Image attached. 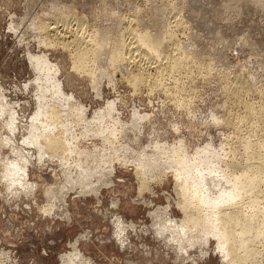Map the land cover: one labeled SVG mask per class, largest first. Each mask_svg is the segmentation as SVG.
Masks as SVG:
<instances>
[{"label":"rangeland","instance_id":"obj_1","mask_svg":"<svg viewBox=\"0 0 264 264\" xmlns=\"http://www.w3.org/2000/svg\"><path fill=\"white\" fill-rule=\"evenodd\" d=\"M191 3H194L196 10H206V12L210 7H216L217 17H214V25L208 26L205 23V18L208 16H204L205 18L200 16L195 18V22L192 21L193 18L189 16L190 10H188ZM161 4L164 6L163 15H158L157 6ZM238 4L242 6H235V0H0V101L4 104V108L0 111L2 138L0 139V165L2 164L0 173L5 170L4 163L14 162L15 167L21 166L25 169L24 173L20 170L25 176L24 181L34 183L28 187L30 190L22 188L9 191L6 180H3L6 178L0 180V264H65L62 255L73 250L72 243L75 241L80 251L86 257L88 255L87 258L92 261L88 264H227L221 260L219 253L215 251L213 253L215 239L211 238L208 242L204 236L198 237L193 246L194 250L190 249L192 250L190 254L194 256L193 260L187 257L185 260V257H182L186 255L184 252L183 255L178 256L180 252L176 253L172 245L167 244L164 238L153 230V216L150 211L157 205H165L167 199L172 206L169 212L175 217L181 215L178 207L174 205V181L169 172L161 180L162 182L152 181L151 189L139 194L132 165L123 166L113 161L115 172L112 171L108 175L111 177L106 176L110 179L108 182H101V179L92 176V182L95 186H99L96 193L85 184L89 182L88 180L80 181L79 184L68 183L58 159L40 155L39 149L26 141L29 135L28 122L37 109L36 94L39 91L36 71L28 54L46 51L51 62H57L61 69L58 76L62 80L63 90L65 89L67 94L72 92L82 103L87 110L84 111L86 117L99 114L111 104L109 108L112 117L117 119L118 123L122 119L120 123L126 126L124 134L119 133V138L117 137L116 140L118 144H122L121 146L138 149L140 145H146L156 139L172 142L181 138L188 146V150H192L212 140L215 146L227 151L225 157L229 158V146L238 136L251 140L260 137L264 140V123L254 119L253 126L261 125V128H251L248 126L250 122H241L240 127L235 128L231 119L236 112L241 113L243 121L248 119L244 117V102L236 100L227 89V85L233 83V76L251 80L252 89L245 93V101L264 103V6L250 0L239 1ZM108 8H111V12H115V17H118V14L124 16L126 24L129 21L131 28L137 31L154 26L158 30L165 29V25L173 29L174 38L180 48L173 50L172 55L184 51L183 48H195L194 57H188L186 64L180 62L181 67L178 70L163 71L162 81L169 84V92L166 93L163 85L158 82L152 83V86L144 84L135 88L128 80L120 77V71L116 73L115 77L119 76L114 82H108L105 69L101 67L106 64V57L102 54L95 57V65L92 63L93 68L96 66L93 74L101 81L99 91L90 84V77L87 74L81 76L74 72L68 56L69 51L61 48L62 43L75 48L80 42L78 38L82 37L84 40L80 44L90 48L92 45L88 33L95 32L96 27H99L100 31H106V25H112L108 17L102 16V12H105V9L109 10ZM72 13L77 16L85 15L84 23L77 22ZM115 17H112L114 21H116ZM61 18L65 25L61 21L54 22ZM39 19L49 22L50 26L57 24V30L50 31L53 46L56 47L44 46L38 42L32 23ZM94 34L99 37V33ZM106 37L108 38V35ZM162 60L166 61L164 58ZM153 64L155 65L156 62L151 61V72L157 74ZM187 65L191 67L188 68ZM130 67L137 68L134 63ZM185 68L191 72H187ZM170 74L181 75V81L190 83V88L187 84L181 91V95L184 92L189 99L187 107L179 106L180 99L171 95L175 93V84ZM25 104L26 106H23ZM117 104L122 106L123 113L117 111L120 109ZM91 105L93 107H90ZM133 109L153 116L150 121L142 122V130L130 127L129 122L125 123L131 120ZM12 113L14 130L8 128ZM224 114L225 117L229 114L226 118L229 121L225 120ZM82 121V124L87 122ZM175 124L178 127L176 131ZM81 126L76 125L77 128L71 130L75 136L80 132ZM89 136L91 135L80 139L79 147L84 148L87 153H93L103 144L100 137ZM12 147L15 149L13 150ZM124 152L131 154L130 149ZM76 172L75 170L69 172L72 175L70 177L76 178ZM57 183L67 185L63 190L64 196L62 195L60 199L59 192L56 198L52 199L54 205L51 213L41 211L40 205L48 201H46L45 189L49 185L57 187ZM109 183H112V187ZM131 221L137 227L132 228ZM119 230L121 234L123 233L122 236L126 237L127 245L117 240L115 235ZM78 259L80 260L77 258L73 263L83 264L82 259L80 261Z\"/></svg>","mask_w":264,"mask_h":264},{"label":"bare ground","instance_id":"obj_2","mask_svg":"<svg viewBox=\"0 0 264 264\" xmlns=\"http://www.w3.org/2000/svg\"><path fill=\"white\" fill-rule=\"evenodd\" d=\"M235 1V6H242V4L240 5L238 2H244L245 0ZM250 1L260 3L264 6V0ZM185 7L186 6H184V8ZM174 8H176V6H174ZM108 9L109 10L105 9V12H102V16L108 17L109 23L112 25H106V31H100L99 27H96L95 32L99 33V37L95 36V32L88 33L89 40L92 45L90 48H86V46H82L80 44V42L84 40L82 37L78 38L80 42L76 44L75 48L68 47L67 43H62L61 48L69 51L68 56L74 72L81 76L87 74V76L90 77V84L99 91L98 88L99 85H101V81L97 75L93 74V70L96 66L93 68L92 63L95 65V57L102 54L106 57V64L101 67L105 69V75H107L108 82H114V80L119 76L115 77L116 73L120 71V77L128 80L135 88H139L144 84L152 86V83L158 82L163 85L166 93L169 92V84L167 85L162 81L164 78L162 75L163 71L165 69H170L171 71L178 70L181 67L180 62L183 61V63L186 64L188 57H194L195 48H183L184 51H179V54L172 55L173 50L180 48L178 42L174 38L173 29L165 25V29L158 30L154 26L152 28H142L137 31L136 29L131 28L129 21H127L126 24L124 16L121 17L120 14H118V17H115V12H111V8ZM196 9L197 8L194 3H191L188 6V10H190L189 16L193 18L192 21L195 22L197 17L199 18L200 16H208L211 17V19L204 17L206 21L204 22L208 26L214 25L215 18L217 17L215 15L216 7H210L207 12L206 10L203 11ZM163 10L164 6L162 4L157 6L158 15H163ZM72 15L77 22L80 21L81 23H84L83 21H85V15L77 16V14L74 13H72ZM112 17H115L116 21H114ZM59 21L65 25L62 18L55 20L54 22L58 23ZM32 27L38 36V42L40 44L49 47H56L53 46L54 44L50 31L57 30V24L50 26L49 22L39 19L38 21L32 23ZM130 33H132V35H130ZM106 35H108V38ZM45 52H29L28 54L32 67L36 71V84L38 85L39 91L36 94L38 103L37 109L33 112L30 122H28L29 135L27 136L26 141L31 145H35L37 149H39L38 151L40 155L56 157L60 162V165L63 167V175L64 178L67 179L66 181L68 183L79 184L80 181L88 180L89 182L85 184H87L88 187H91L90 190L97 193L99 186H95V183L92 182V176H96L99 180L101 179V182H108L110 179L106 178V176L111 174L112 171L115 172V170H113V161H117V163L119 162L123 164V166L132 165L133 173L135 174L134 178L136 176L137 180V193L140 194L143 191L151 189V183L153 185L152 181L162 182L161 180H163L169 172L174 181V205L178 207L181 215L180 217H175L169 212V209L172 206L168 199V202L165 205H157L150 211V213L153 216V230L159 233L167 244L172 245L176 253L180 252V255L178 256L183 255L184 252L186 255L182 257H185V260L187 258L193 260L194 256L192 257L193 254H190L192 251H190V249H192L196 244L198 237L202 235L208 242L211 238L215 239V245L212 249L213 253L214 251L217 254L219 253L220 258L224 263L264 264V140L260 137H257L255 140H251L249 138L238 136L237 140L229 146V158L225 157L227 151H224L222 147L219 148V146H215L212 143V140L207 141L202 145H198L192 150H188V146L181 138L173 140L172 142L156 139L154 141H150L146 145H140L138 149L130 148L125 145L121 146L122 144H118L116 140L117 137L119 138V133L122 134L123 131H125L124 128L126 126L120 123L122 119L119 121V124L117 119L112 117L111 108H109L112 105L109 104L107 108L105 110L103 109L99 114H93L90 118L86 117L84 112L86 108L82 105V103L74 97L72 92L67 94L65 89L64 92L62 88V80L58 76V72L61 69L59 68L57 62H51L49 59L50 57ZM163 58L164 60L166 59L165 62H163ZM151 61L156 62V64L153 65L155 67V71L158 72L157 74L155 72H151ZM132 63L137 66L136 69H131L130 66ZM187 66L188 68L191 67L190 65ZM185 70L187 72H191L187 68H185ZM69 75L71 74L69 73ZM170 75H172V81L175 84V93L171 95L180 99L179 106L187 107L189 99L186 95H184V92L183 95H181V91L186 88L187 84L190 88V83L181 81V75ZM60 76L62 77L61 73ZM232 81L233 83L227 85L229 94H231L239 102H244V117L248 118L243 121L241 113L236 112L231 117V119H233L232 124L235 128H239L241 122H250L248 126L251 128H261V125L253 126V120L256 119L257 121L264 123V103L257 104V102L254 101L244 100L245 93L250 92L252 89L251 80L249 78L243 80L240 76H233ZM98 91L97 94H99ZM119 100L121 101V99ZM119 104H117V106H120ZM18 106L20 107L21 105ZM23 106H26V104ZM29 107L31 106L29 105ZM90 107L93 106L91 105ZM121 107L122 106H120V109H117V111L120 110L122 112ZM3 108L4 104L0 101V111ZM227 115L229 116V114ZM225 116L226 115L224 114V117ZM228 116L225 117V120H227L226 118H228ZM107 117L111 118L113 121H109ZM152 117L150 113L146 114L145 112H139L138 110L133 109V112L131 113V120L125 123L129 122L131 123L130 127L138 128L140 130L141 127H143V121H150ZM178 119L179 117L177 120ZM82 120L87 121L84 123L85 125L82 124ZM257 121L256 123L258 124ZM23 125H25V122ZM76 125L82 126L80 127V132L75 136L71 130L74 129ZM128 127L129 126H127V128ZM8 128H10V130H14L15 128V125H13V113L10 115ZM174 129L175 131L178 130L176 124L174 125ZM21 132L23 133L24 131ZM87 135H91L89 137L98 136L102 140L101 143L103 145L101 144L102 146H99L93 153H87L84 148L82 149L79 147L80 139H83ZM0 139L2 138L0 137ZM135 139L137 140L136 137ZM14 149L15 148H13V150ZM127 149H130L131 154L124 152ZM148 150L150 151L149 153ZM4 164L5 170L0 173V180L6 178L3 180H6L5 183L7 188L10 189L9 191H12V189L21 190L22 188H28L31 184L34 185L32 182L24 181L25 176L20 172V170H23L24 173V168L21 166L15 167L14 162H7ZM73 170L77 171V179L70 177L71 173L69 172H73ZM37 177L38 176H36V178ZM27 180H29V178ZM48 185L49 184H47V186ZM57 185V187L55 185H49L47 189H45V192H47L46 201H48L40 205L41 211L45 210L46 212L50 211L49 213H51L52 206L54 205V201H52V199L54 200L59 192L61 193L60 199L64 196L63 190L65 187L67 188V185L65 183H57ZM31 197L35 196L31 195ZM29 199L27 200L29 201ZM34 201V203H36V200ZM38 209L40 210V208ZM42 213L44 214V212ZM130 226L135 228L136 225L131 221ZM122 234L119 230L115 236L120 243L127 245L125 240L126 237L122 236ZM75 243H72V251L62 255V260L65 261V264H74V260L80 258V260L82 259L81 261L83 264H88L89 261H91L87 258L88 255L86 257ZM129 246L127 248H129Z\"/></svg>","mask_w":264,"mask_h":264}]
</instances>
